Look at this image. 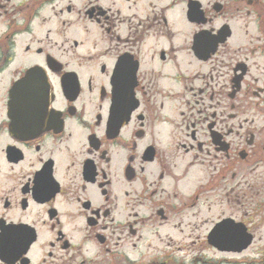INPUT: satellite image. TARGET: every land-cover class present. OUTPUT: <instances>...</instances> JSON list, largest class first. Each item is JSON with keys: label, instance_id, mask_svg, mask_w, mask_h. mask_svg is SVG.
Returning a JSON list of instances; mask_svg holds the SVG:
<instances>
[{"label": "flooded vegetation", "instance_id": "flooded-vegetation-1", "mask_svg": "<svg viewBox=\"0 0 264 264\" xmlns=\"http://www.w3.org/2000/svg\"><path fill=\"white\" fill-rule=\"evenodd\" d=\"M260 170L264 0H0V264H243Z\"/></svg>", "mask_w": 264, "mask_h": 264}, {"label": "rangeland", "instance_id": "rangeland-1", "mask_svg": "<svg viewBox=\"0 0 264 264\" xmlns=\"http://www.w3.org/2000/svg\"><path fill=\"white\" fill-rule=\"evenodd\" d=\"M259 174L260 176L256 175ZM238 181L241 182V185L238 187L237 191L230 193V202H229V213H236L239 219L249 227V231L254 234L253 244L242 253V256H231L235 259L242 260L243 264H264V172L260 170V173L251 174L249 172H243L238 176ZM238 194L236 200H233V196ZM222 198L224 196L222 195ZM214 199L219 200V197ZM226 205V199L222 203V206ZM219 206L214 207L213 211L215 214L221 213L222 209ZM213 219H216L213 216ZM209 224L201 226V229H198L197 234L206 233ZM189 242V240H188ZM191 246V251H186V253L181 254L182 260L184 259L186 264H193L195 257L206 258H215L212 254V251L205 250L200 246ZM217 262V261H216ZM199 264H203L199 262Z\"/></svg>", "mask_w": 264, "mask_h": 264}, {"label": "water", "instance_id": "water-1", "mask_svg": "<svg viewBox=\"0 0 264 264\" xmlns=\"http://www.w3.org/2000/svg\"><path fill=\"white\" fill-rule=\"evenodd\" d=\"M225 232V233H224ZM224 233V234H223ZM212 243L220 249L238 250L248 248L252 243L253 236L247 232V228L243 224H234L231 220L219 224L216 236L212 239ZM223 241L230 243V248L223 246Z\"/></svg>", "mask_w": 264, "mask_h": 264}]
</instances>
